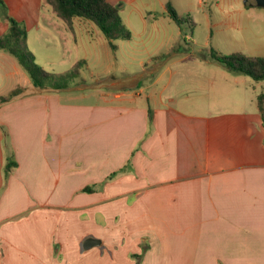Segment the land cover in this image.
I'll return each mask as SVG.
<instances>
[{
    "label": "crops",
    "instance_id": "obj_1",
    "mask_svg": "<svg viewBox=\"0 0 264 264\" xmlns=\"http://www.w3.org/2000/svg\"><path fill=\"white\" fill-rule=\"evenodd\" d=\"M0 4V36L13 18L28 43L33 0ZM152 9L143 2L140 17ZM55 17L31 25L43 24L44 38L56 25L76 42L77 31L93 30L86 20L69 30ZM232 25L264 33L261 17ZM157 41L155 52L133 58L137 71L124 68L129 75H110L97 90L38 89L0 50V97L21 90L0 104V264H137L138 256L140 264H264L258 101L259 112L248 90L239 98V77L199 57L183 29ZM115 50L103 47L108 66ZM9 159L17 166L5 174ZM89 238L99 244L86 249Z\"/></svg>",
    "mask_w": 264,
    "mask_h": 264
},
{
    "label": "rangeland",
    "instance_id": "obj_2",
    "mask_svg": "<svg viewBox=\"0 0 264 264\" xmlns=\"http://www.w3.org/2000/svg\"><path fill=\"white\" fill-rule=\"evenodd\" d=\"M131 1L127 0L123 6H120L122 3L115 2L122 23L132 36L131 41L115 40L111 42L95 25L90 23L93 30L86 27L81 32L77 31L76 42L74 39L76 37L65 29L55 30L56 25L51 29L54 33L51 38H44L49 31L43 24V30L36 31L31 25L34 18L41 19L43 16V19H50L51 16L55 17L56 15L51 7L45 4V0H33L32 14L28 18L29 41L27 46L35 63L48 73L63 74L71 71L78 62L87 61L80 71L79 77L70 84L69 88L84 89L90 86L92 90H97L98 87H103L107 83L110 75L118 78L129 75L125 71L123 72L124 68L129 72L137 71V65L133 58H141L142 53H147V51L155 52L159 45L157 39L160 40L164 34L176 33L179 29H183L190 42L194 43L193 47L201 58L209 56L211 50L222 55L234 53L246 56L264 55V33L242 35L232 25L233 20L238 18H264L263 8H254L248 11L244 7L245 0H164L165 4L170 2L184 20L181 25L176 24L167 12L163 13L159 2L155 0H151L153 12L146 13L145 20H143L139 11L142 9V3L149 0ZM35 6L38 9L35 10ZM2 7L0 6V11ZM239 10L242 11L238 13ZM65 36L69 38L68 42L64 40ZM109 43L113 50H115L114 45L119 47V50L112 51L110 59L112 67L108 66V62H103L102 58L103 47L108 46ZM107 70H110V74L106 73ZM230 76L231 78L239 77L241 91L238 94L239 98L242 99L243 91L248 90L255 102L254 109L259 112L257 96L264 95V81L256 82L241 74ZM222 80L223 90L231 91L234 87L231 84L232 80L225 78ZM8 93L10 92H6L5 95Z\"/></svg>",
    "mask_w": 264,
    "mask_h": 264
},
{
    "label": "trees",
    "instance_id": "obj_3",
    "mask_svg": "<svg viewBox=\"0 0 264 264\" xmlns=\"http://www.w3.org/2000/svg\"><path fill=\"white\" fill-rule=\"evenodd\" d=\"M45 4L51 7L69 30L73 29L76 20H86L92 22L111 42L128 40L131 37L121 21L118 7L111 5L108 0H45ZM166 10L176 24L181 25L184 22L170 2L167 3ZM8 20L9 29L5 35L0 36V50L7 51L17 59L29 75L34 87L53 90L69 88L70 84L79 77L85 63L80 61L71 71L63 74L46 72L35 63L33 55L28 50L26 28L13 18ZM209 59L229 72L245 75L256 82L264 81V57H250L239 53L222 55L211 50ZM20 93L21 90L18 89L7 97H0V104L8 103ZM257 101L264 116V96L260 95ZM15 166L17 164L9 159L5 166V174ZM136 258L139 260L137 264H140V256Z\"/></svg>",
    "mask_w": 264,
    "mask_h": 264
},
{
    "label": "water",
    "instance_id": "obj_4",
    "mask_svg": "<svg viewBox=\"0 0 264 264\" xmlns=\"http://www.w3.org/2000/svg\"><path fill=\"white\" fill-rule=\"evenodd\" d=\"M255 2H256V5H257L258 7H260V8H264V0H255ZM97 244H99V241H97V240H95V239H92V238H89V239H87V240L85 241V243H84V247H85L86 249H88V248H90V247H92V246H94V245H97Z\"/></svg>",
    "mask_w": 264,
    "mask_h": 264
}]
</instances>
